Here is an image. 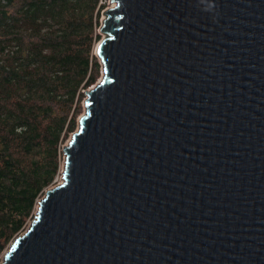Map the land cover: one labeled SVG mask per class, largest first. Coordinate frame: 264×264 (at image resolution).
<instances>
[{
    "label": "water",
    "instance_id": "1",
    "mask_svg": "<svg viewBox=\"0 0 264 264\" xmlns=\"http://www.w3.org/2000/svg\"><path fill=\"white\" fill-rule=\"evenodd\" d=\"M63 145L0 264H264V0H108Z\"/></svg>",
    "mask_w": 264,
    "mask_h": 264
},
{
    "label": "trees",
    "instance_id": "2",
    "mask_svg": "<svg viewBox=\"0 0 264 264\" xmlns=\"http://www.w3.org/2000/svg\"><path fill=\"white\" fill-rule=\"evenodd\" d=\"M105 2L0 0V256L57 175L81 90L99 76Z\"/></svg>",
    "mask_w": 264,
    "mask_h": 264
},
{
    "label": "rangeland",
    "instance_id": "3",
    "mask_svg": "<svg viewBox=\"0 0 264 264\" xmlns=\"http://www.w3.org/2000/svg\"><path fill=\"white\" fill-rule=\"evenodd\" d=\"M102 2H104V0H102ZM107 5L109 6L108 0H106V2H105V6H107ZM102 17H103V14H101L100 19H101ZM99 23H100V22H99ZM96 33H98V34L100 35V37H102V34H103V33H101V32L99 31V26L96 27ZM97 42H98V41H97ZM97 42H96V43H97ZM94 55H95V47H94ZM95 56H96V55H95ZM96 58H97V56H96ZM97 60H98V62H99V59H98V58H97ZM102 75H103V72H102V70H100V72H99V76H98V78L96 79V81H95L92 85H90L89 87H87V88L81 90V91L84 93V95H83V97H82V99H81V101H80V105H81V107H80V113H79V115H80L81 113H83L84 110H85L84 100H83L84 97H85V92H84V91L89 90L91 86H93L96 82L99 81V79H100V77H101ZM88 88H89V89H88ZM77 128H78V123H76L75 129H74L73 131L69 132L68 135L66 136V138H65V139L63 140V142L61 143L60 150H61V148H62L63 145H66V144H67V142H68L69 139H70L71 134H72ZM61 153H62V160H61V164H60L59 171H58L57 175L55 176V178L53 179L52 183H51L47 188H50L51 186H54V185L60 183L61 180H62V176H61V174H62V168H63V152L61 151ZM55 179H56V180H55ZM54 180H55V181H54ZM47 188H46V189H47ZM46 189H45V190H46ZM42 195H43V194H42ZM40 198H41V196H40ZM40 198H38V199H40ZM35 209H36V205H35V208H34L33 213L35 212ZM29 222H30V221H29ZM29 222H28V224H29ZM28 224H27V225H28ZM26 227H27V226H26ZM6 249H7V247L5 248V250H6ZM5 250H3V252H4ZM3 252L1 253L0 260H1V258H2Z\"/></svg>",
    "mask_w": 264,
    "mask_h": 264
},
{
    "label": "clouds",
    "instance_id": "4",
    "mask_svg": "<svg viewBox=\"0 0 264 264\" xmlns=\"http://www.w3.org/2000/svg\"><path fill=\"white\" fill-rule=\"evenodd\" d=\"M107 6H108V5H107ZM107 6H105V7H107ZM105 7H104V8H105ZM101 14H102V11H101ZM99 22H100V20H99ZM101 70H102V65H101Z\"/></svg>",
    "mask_w": 264,
    "mask_h": 264
},
{
    "label": "built area",
    "instance_id": "5",
    "mask_svg": "<svg viewBox=\"0 0 264 264\" xmlns=\"http://www.w3.org/2000/svg\"><path fill=\"white\" fill-rule=\"evenodd\" d=\"M55 180H56V179H55ZM55 180H54V181H55Z\"/></svg>",
    "mask_w": 264,
    "mask_h": 264
},
{
    "label": "bare ground",
    "instance_id": "6",
    "mask_svg": "<svg viewBox=\"0 0 264 264\" xmlns=\"http://www.w3.org/2000/svg\"><path fill=\"white\" fill-rule=\"evenodd\" d=\"M3 256V255H2Z\"/></svg>",
    "mask_w": 264,
    "mask_h": 264
}]
</instances>
